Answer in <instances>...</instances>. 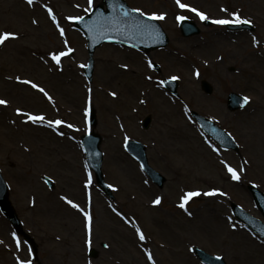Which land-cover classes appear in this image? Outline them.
Returning <instances> with one entry per match:
<instances>
[{"label":"rangeland","instance_id":"rangeland-1","mask_svg":"<svg viewBox=\"0 0 264 264\" xmlns=\"http://www.w3.org/2000/svg\"><path fill=\"white\" fill-rule=\"evenodd\" d=\"M99 2L0 0V34H17L0 45V99L8 101L0 105V168L32 239L19 237L0 211V264H19L17 257L31 264H153L149 253L155 264H202L194 246L228 264H264V241L231 211L235 202L263 219L248 185L264 191V0H181L213 20L250 15L257 24L253 32L204 26L176 0H127L144 13L166 14L161 22L169 45L144 54L104 44L96 50L93 82L88 83L82 72L86 40L69 18L86 14ZM180 16L196 20L201 33L184 37ZM69 48L73 51L60 64L52 59ZM151 61L161 64V73ZM163 77L179 79L180 97L163 87ZM201 79L213 85V94L202 91ZM24 80L43 87L52 99ZM231 91L249 97L248 106L230 111ZM90 108L97 114L93 130L102 136L103 171L115 200L102 193L87 168L80 138L90 129ZM17 109L63 121L59 132L68 136L58 139L50 128L26 124L27 115ZM190 109L230 132L239 152L225 150L207 136ZM147 114L153 122L144 130L141 120ZM128 138L147 145L150 164L167 177L163 189L125 151ZM229 167L237 170L239 180L230 176ZM43 175L54 180V189ZM213 189L216 195H203ZM86 190L91 244L85 216L65 204L70 199L80 205ZM191 191L201 195L181 208ZM157 198L160 204L154 203ZM91 247L97 258L89 256Z\"/></svg>","mask_w":264,"mask_h":264},{"label":"water","instance_id":"water-1","mask_svg":"<svg viewBox=\"0 0 264 264\" xmlns=\"http://www.w3.org/2000/svg\"><path fill=\"white\" fill-rule=\"evenodd\" d=\"M105 3L108 6L106 12L103 10L102 6H99L91 15L83 18L80 21H77L78 26L87 34L90 43L89 50L91 51V53L94 51V48H96V46L108 40L124 41L135 45L138 48H143L146 50L167 44V35L163 32L156 20L149 19L145 16L142 17L136 12H131L130 7H128L123 0H105ZM124 11H128L129 15L124 16ZM244 26L250 29L253 28L249 24H245ZM231 27H234V25H232ZM182 31L186 36L199 33V29L196 27V25L192 21L187 20L182 23ZM92 68L93 59H91L89 69H87L88 76H91ZM203 88L207 92H211L210 85L205 81L203 82ZM241 100L242 99L239 95L231 93L229 98V107L231 109L238 108L241 105ZM195 115L209 131L216 135L217 139L222 141L224 145L235 146V144H233L229 140V138L223 134V131L213 126V124L204 117H201L196 113ZM93 122L95 123V119H93ZM149 123L150 117L146 118L144 124L146 127H148ZM100 141L101 137H99L96 133L84 137V142L86 145L87 154L90 158L91 167L94 168L97 173V180L99 184H101L107 190L101 171L102 154L99 149ZM129 148L132 153L136 154L146 163V169L151 174L155 182H157L160 186H163V183L166 179L148 166L147 158L145 155V147L139 142L131 141L129 143ZM251 191L258 206L264 213V194L254 187H251ZM0 207L6 214V216L12 220L13 224H15V226H19V219L17 218L15 211L8 200L7 188L4 184L1 174ZM234 208L240 218L248 222L249 225H251L258 233H260L264 237L263 223H260L258 220L245 213L236 205H234ZM196 253L201 258V260L206 263L225 264V261L223 259H218L199 248H196ZM92 254L95 255V251H93Z\"/></svg>","mask_w":264,"mask_h":264},{"label":"snow or ice","instance_id":"snow-or-ice-1","mask_svg":"<svg viewBox=\"0 0 264 264\" xmlns=\"http://www.w3.org/2000/svg\"><path fill=\"white\" fill-rule=\"evenodd\" d=\"M89 2L91 3V0H89ZM27 3L29 5H32L34 3V0H27ZM176 3L177 5L182 8V9H188L194 13H196L201 20H208L209 17L207 16L206 13L204 12H201L199 11L198 9L196 8H192L190 5L188 4H184L181 2V0H176ZM223 11L227 12L228 10L227 9H222ZM49 13L52 12V9L49 8L48 9ZM131 12H140L142 15H146L148 16L149 19H159V20H163L165 18V15L166 14H157V13H152V14H147V13H143L141 9H131L130 10ZM123 15L124 16H128L129 15V12L128 11H124L123 12ZM235 19H217V20H214L213 23L215 24H218V25H228V24H248V23H251L250 20H247V19H242L241 16L239 15V13H233ZM52 19L55 21L57 18L56 16L53 14L52 15ZM69 19H78V20H82L83 17H70ZM179 20L183 21L184 19H186V17L184 16H180L178 17ZM115 23V22H114ZM57 26L59 27V24H57ZM118 27V26H117ZM144 27H147V26H144ZM60 34L63 36L64 35V29L63 28H60ZM17 37V34L16 33H11V32H4L3 34H0V45H3L5 43V41L9 40L10 38H16ZM67 43V41H66ZM73 50L71 48L68 49L67 52H60L59 54H52V59L57 63V64H60L61 62V57L63 56H66L68 54H70ZM197 75H199V73L197 72ZM17 80H20V77H17L16 78ZM172 79H178L177 77H173ZM22 83H25V84H29L31 85L33 88H36L38 89L41 93H44L45 96L48 97L49 100L52 99L51 96L48 95V93L45 91V89L43 87H40L38 84L34 83L33 81L31 80H24V81H21ZM89 91H91L89 89ZM113 95H115V93H113ZM245 104L248 103L249 101V98L248 97H244L243 98ZM8 104V101L5 100V99H0V105H7ZM17 112L22 114V115H27V119L29 121H31L32 123H43L45 121V117L43 115H32L30 113H23L21 109H17ZM48 125L49 126H53V125H60L63 123V121L61 120H55V121H52V120H48L47 121ZM68 127H72V125H68ZM62 134V133H61ZM228 171L231 173L232 175V178L234 180H239L240 179V175L238 174L237 170L234 169V168H231L229 167L228 168ZM218 193V190L216 189H213L209 192H205L203 193V195H206V196H213V195H216ZM201 195V193L199 191H191V192H187L185 194V196L182 198L183 202L179 205L181 208H185L187 202L193 198V197H197ZM67 203L72 205L73 207L77 208V209H80V206L79 204H75L72 200H67ZM155 204H160L161 203V200L160 198H157L155 201H154ZM80 211L84 212V216L87 220V229H88V234H89V240H88V243L91 244V232H92V215L89 213V212H85L83 209H80ZM189 215H191V213H189ZM139 238L140 240H144L146 237L144 235V233L142 231L139 232ZM0 243H2V241H0ZM17 243V247H19V244H20V241L17 240L16 241ZM148 259L149 260H152L153 264H155V260H153V257H152V254L149 253L148 255ZM17 260L19 262V264H31V261L30 260H22L20 259L19 257H17Z\"/></svg>","mask_w":264,"mask_h":264},{"label":"bare ground","instance_id":"bare-ground-1","mask_svg":"<svg viewBox=\"0 0 264 264\" xmlns=\"http://www.w3.org/2000/svg\"><path fill=\"white\" fill-rule=\"evenodd\" d=\"M26 121H29L28 119L26 120ZM29 122H31V121H29ZM32 123V122H31ZM29 124V123H28ZM33 124H35V125H38L39 123H33ZM48 124V123H47ZM55 131H57L56 129L58 128V126L57 125H53V126H51ZM83 201H82V203L79 205L80 206V209H83L84 210V205H85V203H86V200L88 199V193L86 192L85 194H84V196H83ZM67 200H69V199H67ZM67 200H65L64 202H65V204L67 203ZM75 203V202H74ZM68 204V203H67ZM70 207H72V208H74L77 212H79L81 215H83V212L82 211H80V209H77V208H75V207H73L72 205H70V204H68ZM170 247H171V245H169Z\"/></svg>","mask_w":264,"mask_h":264}]
</instances>
